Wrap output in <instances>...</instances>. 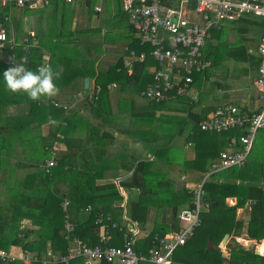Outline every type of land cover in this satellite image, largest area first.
Here are the masks:
<instances>
[{
	"label": "crops",
	"instance_id": "1",
	"mask_svg": "<svg viewBox=\"0 0 264 264\" xmlns=\"http://www.w3.org/2000/svg\"><path fill=\"white\" fill-rule=\"evenodd\" d=\"M97 5L101 7L100 11H95L94 7ZM1 10H3V12H1ZM102 12L105 15H103V18L101 19L99 14ZM0 13V23L5 26L7 31V41L2 47H0V125H4L2 118H6L4 120V122H6V126L15 127V130L14 128H7L6 130L8 132L5 134L7 135V145L5 144L6 150L4 149L6 161L5 163L2 162V169H0L1 216L3 213L6 215L12 214L13 209L17 208L21 203H25L24 201L27 200V196L34 197L35 194L32 193L29 188H26L27 185L24 186L22 183H16L9 177L10 174L14 173L11 172V166L15 162H24L23 175L27 173L26 167H28L27 165L30 163L29 161H31L29 157L33 152V146L26 144L24 146L22 144L26 142L29 143L32 140L31 134H29L30 119L26 114L30 107L28 102L30 98L27 96L28 100L23 99V97L26 96V93L22 91L13 93L8 90L3 78V72L9 67L18 65H23L26 69L32 70L34 72L37 71V69L42 65H51L53 71L55 73H59L58 77H55L53 82L58 89V92L55 95L60 98V101L63 104L60 105L58 100L52 96H42L40 99L45 100L46 104L54 101L57 103V106L65 108H77L76 110L82 112L86 107V103H84L85 99L86 101L89 99L93 101V99L95 100L94 93L97 94L99 92L100 86L96 84L97 77L104 76L103 69L112 67L113 64H115L118 60H121L123 63V60L128 58V48L132 47L131 45L133 41L127 44L129 47L125 49L126 51L124 49L120 51L114 47L115 50L112 49L109 51V53L106 52L112 57V60H109V64H103L101 62V57L95 54V51H101L103 46L105 49L108 46H111L106 42V35L103 37V33L109 28V25H113L112 30H117L118 33H112L110 37L111 40L119 41L128 38L125 35L123 27L121 26L122 23L120 21V18L125 16L128 20V16L122 12L120 0H86L84 3L80 4H67L61 1H53L46 4H36L31 7H18L12 3L2 5L0 3ZM127 24L128 28L126 30L129 29L132 31L129 20ZM98 26L101 28H98ZM95 29H100L101 33L103 31L104 32L102 35H100L94 31ZM263 36L264 17H258L252 14H245L236 20H225L218 26L213 27L208 31V36L205 39L203 46V57L208 62V64L202 71L198 72L199 74L196 73L195 82L193 86L191 85V92L189 95L190 97L197 100L196 103L191 105V107L185 105L183 102H179L178 104L173 103L170 105V109L167 108L168 110L164 111H177L179 112V116L184 118L185 122L180 124V126H178V128L174 131L175 133H178L179 136L183 135L184 138L166 139L164 138L163 134L159 132L150 134V137H155V140L159 142L156 143L157 146H155L157 148L154 150V152L147 150L141 144H139L136 139L138 136L136 135L126 136L122 134L117 136L119 134L118 132L115 131L113 133L115 141L118 140V142L112 141L110 144L109 148L112 145L117 147L116 152H111L110 149L112 154L119 153V142H123L125 147L135 148L134 153L135 156L139 158L138 160L143 157L145 159L143 162L144 170L140 172L141 174L148 175V177H146L148 180L153 179L154 185H166L167 188H171V185H173V187H176L179 190L186 188L188 189L187 192L191 194V197L189 200L185 198L182 199L181 204H174L171 202L169 203V198L167 197L160 199L158 204L155 202H149L150 205L147 208L145 221L140 222L139 220L131 218L129 214V205L131 202L138 201L140 198L141 189L142 191L146 190V188L141 185V182L143 183L142 176L139 178L141 188L123 190L121 187H119V181L125 177L122 175L124 174L122 172V176H118L119 179H117L118 177L113 179L121 195V200L118 202L122 208L120 212L121 225L119 226L117 222L113 220V215L110 213H98L102 214L104 219L101 223H98L96 222V217L98 214L95 216V223L101 225V229L99 232H97L96 237H100L102 234H104V231L106 230L105 226L108 225L107 229L110 234V239L108 240L107 244L118 246V244H122L121 239H124L123 235H120L121 237H116V235H114V231L111 230L122 228L124 233L127 224L131 223L137 229V239H135L136 247L138 250L144 251L143 249L146 246H143V237H146L151 232H154V236L157 235L158 237H163L170 231L177 230L182 226L183 222L179 219L178 213L184 208H191L188 206V204L189 202H193V190L206 176V172L201 171L203 156H198V149L196 147H198L199 144H208L212 142V140L204 137V135H213L216 133H206V131L199 130L202 131L201 133L197 132L196 129L191 128L193 122L192 118H194L191 115V112L195 115H204L203 118H205L213 113L217 106L229 103L237 105L240 109L250 113L257 112L262 108L264 104L263 92L261 91L257 82V69L259 63L258 65L253 66L252 57L253 59L258 58L260 60L258 46ZM32 49H35L38 53L32 54ZM77 50L81 53L80 56L74 54L77 52ZM62 52L67 53L64 54L66 57L64 64L59 56L52 55L53 53L61 54ZM224 62L226 63V66L225 64L221 65V63ZM100 64L104 65L101 70ZM151 65H154L153 62L145 65L144 74H147V66L151 67ZM224 66L226 67L225 71L223 68ZM122 67L123 70H125L128 74L133 71V68L129 71L124 65ZM120 69L121 68L118 67L116 68V71L118 72ZM237 72H239V74H236ZM147 75L150 77V74ZM146 76L145 78L148 79L149 77ZM85 78L88 79L87 87L84 86ZM111 84H115L116 87H121V85L115 81L106 84L108 94H111V92H115L116 94V87L108 88V86ZM124 86L125 85H123V87ZM126 91L131 93L130 88L126 89ZM141 91L142 90L139 91L138 96L131 95L134 97L135 105L133 104V106L137 108L138 111L147 113L145 110L152 106H149V101L141 95ZM171 96L174 97V94L171 93ZM38 102L40 101L38 100ZM89 109L90 107L88 106V112ZM158 112L159 111L156 113ZM16 115H21L22 117H16ZM155 115H151V117L150 115L145 116V114H143L140 115L139 118H150L149 126L156 127L157 125H155V123H153L151 120ZM90 119L98 124V121L93 120L92 118ZM202 119H200L199 122ZM140 122L144 123V120ZM183 124L188 126L189 130L185 128L184 132ZM102 125L103 128L105 127L104 129L110 128V125L106 124L105 122H103ZM43 126L47 127L46 133L45 129H43ZM154 129H150V131L152 132ZM48 130L49 122L42 125L41 134H48ZM106 130L109 131V129ZM17 131L20 133L22 132V134H18ZM14 132L15 134H13ZM86 132H90L89 126L84 123L78 124V122L73 121L68 130L69 139H72L71 142L76 144L77 142L75 139H81L82 136L85 138ZM19 136L22 137L20 138ZM152 137L150 139H152ZM231 143H236L234 137H231L230 141H228V144L226 145V148L220 150V152L225 150H236V146L233 144L231 145ZM10 145H13L14 147H11ZM18 145L24 146V149H20L19 151L17 148ZM8 147L10 150H8ZM38 150H36V155L39 153ZM174 154L178 155V158H181V160L184 161L182 166L180 163L177 164L176 160L178 159L175 158ZM128 156L132 155L130 154ZM51 158H53L56 162L55 157ZM197 158L201 159L196 160ZM192 159H195L196 161L191 165L190 160ZM209 161L210 159L207 160L208 163ZM6 163H9L7 168L4 167ZM137 163L138 161L132 165V169L128 172L129 175L134 172V168L136 167ZM193 165H195V167ZM191 168L196 170H191ZM225 172L227 173V171ZM225 172L223 171L221 175H225ZM112 174L115 175L116 173H104L105 177L100 179L98 182H110V175ZM6 175H8V178ZM176 175L179 176L177 177ZM221 175H212L213 177L211 176V181H220V179H222L220 177ZM232 180L234 179H229L228 181ZM223 181H226V179H223ZM158 185L154 188V191L158 189H164ZM39 196L41 195L39 194ZM16 197H18V200L15 201ZM24 197L26 198L25 200ZM42 197L52 202L50 204L52 206L51 210L49 213H47L48 215L45 218L48 224L51 223V225L42 226L41 228L39 224L32 223L31 218L28 216H23L19 218L18 226L19 231H22L26 228L30 236L33 238H35V235H42V238H45L42 254L41 256H38L37 254L34 255L35 253L27 249H23L20 244L10 245V247H7L6 249L3 248L11 255L17 256L15 260L23 261L24 263L39 262L40 264H43L42 261L48 259L49 256L58 258L66 255L75 245L73 239H79L78 236L74 235L76 223L78 222L74 218V210L69 208L70 199L62 196L60 197V203L57 205L56 198L58 196L56 195V192L53 190L52 186L46 188L45 194ZM64 200H68V205L65 211L62 208V203ZM230 200L232 203L228 204L227 202ZM16 203H18V205L14 206L13 204ZM226 203L228 206H233L236 203V198H228ZM8 204L10 205L6 207ZM60 204L63 216L61 212L59 215L54 212L55 209L60 207ZM211 204L213 205V203ZM209 207V203L206 205L204 202L200 209V219L206 216V213L209 211ZM91 210L92 206L87 204L85 208L79 210L75 216L78 217V219L82 222H85L90 217ZM247 214L250 213L245 207H239L235 210V219L242 220L240 233H235L233 231L226 233H215V241L212 237H208V235L200 236L199 239H201V242L199 243L197 241L192 242V238L188 242L189 247L187 250L182 249V245L175 250L173 259L174 263L199 264L197 261H193L191 259L192 255H190L191 252H196L198 248H204L207 250L206 253H208V255L203 257L205 260L210 259L209 255H213V257L215 256V254H213L215 249H218L222 254L227 253L226 255L228 256L229 248L232 246L244 247V249L251 250L253 252L251 247L254 245V239L248 238L247 228L249 221L244 219L246 218ZM107 217H109V219H107ZM38 218V216L35 217V219ZM65 221H70L73 225V230L68 233H66L65 230ZM113 223L115 224L114 227L112 226ZM93 232H95V230L92 232L87 231L86 233V240L89 242H86V240H79L91 244L94 241ZM160 233L162 234L160 235ZM225 234H227L226 240L221 243ZM98 237L97 240L99 241ZM114 239L115 241L113 242L112 240ZM260 241L262 243L259 244ZM257 244L258 250L260 252L259 255L264 256V238L257 240ZM65 249H68V252L63 254L62 252ZM25 251H27L31 257H36L37 259L35 261H28L24 258H20L21 254ZM81 259L82 262L78 261L77 263L75 262L73 264H90L92 261H94L95 264H101L103 261L85 258ZM217 259L214 260V263L216 264L220 263V260Z\"/></svg>",
	"mask_w": 264,
	"mask_h": 264
},
{
	"label": "trees",
	"instance_id": "2",
	"mask_svg": "<svg viewBox=\"0 0 264 264\" xmlns=\"http://www.w3.org/2000/svg\"><path fill=\"white\" fill-rule=\"evenodd\" d=\"M1 12H3V10H1ZM131 46V48L135 49L136 51H147L149 49L148 46L140 45L138 41L133 42ZM32 51V54L38 53L35 49H32ZM64 54L67 53H53L52 55L59 56L64 64V60L66 61ZM252 61L253 66H256L260 60L258 58L253 59L252 57ZM152 62L153 61L149 57L147 60L145 59V61L134 62L133 71H131L130 74L123 70V63L121 60H118L115 64H113L112 67L103 69L104 76L97 77L96 81V84L100 86L99 92L97 94L94 93L95 100L93 99L92 101L89 99L86 101L85 99L84 103H86V107L82 112L76 110L77 108H65L51 103L46 104V101L42 99H38L40 102L36 103L38 100H35L36 102H34L32 99L28 100L27 94L25 97H23V99L28 100V102L31 101L29 102L30 107L26 114L30 119L29 128L31 129L30 134L32 140L27 143L29 146H33V152L29 157L31 161H29L30 163L27 165L28 167H26L27 173L23 175L24 162H15L11 166V172L14 173L10 174L9 177L16 183H22L24 186L27 185L28 187L26 186V188H29V190L35 194L34 197L27 196V200H25L26 198L24 197L25 203H21L17 208L13 209L12 214L6 215L3 213V215L0 216V247L6 249L7 247L9 248L10 245L20 244L23 249H27L35 253L34 255L37 254L38 256H41L45 238H42V235H35V238L37 239L33 238L30 236L26 228L22 231H19V218L28 216L31 218L32 223L39 224L41 228L42 226L51 225V223L48 224L45 218L48 215L47 213H49L51 210L52 206L50 204L52 202L42 197L45 194L46 188L50 186H52L53 190L58 196L56 198L57 205L60 203V197L65 196L69 198V208L74 210L75 215H77L79 210L85 208L87 204L92 206L90 217L87 221L82 222L74 215V218L78 222L76 223L74 235L78 236L79 239L85 241L87 231L92 232L95 230V232H93L94 241L92 243L90 242L92 245L100 244L97 240L98 236L96 237V234L100 231L101 225L95 223V216L98 213H110L113 215V220L116 221L119 226L121 225L120 212L122 208L118 203L121 200L120 191L112 179L108 183L98 182L100 179L105 177L104 173L114 172L119 176H125L119 181V187H121L123 190L141 188L139 178L142 176L143 183L141 182V185L144 186L146 190L142 191L141 189L140 198L138 201L131 202L129 205V214L131 218L139 220L140 222L145 221L147 208L150 205L149 202H155L158 204L159 200L164 196V198H169V203L171 202L174 204H181V200L184 198L187 200L190 199L191 194L187 192L188 189L183 188L182 190H179L175 187L176 191H174L173 185H171V188H167L166 185H153V179L148 180V178H146L148 175L141 174L140 172L144 170L143 162L145 159L143 157L138 160L139 158L136 157L134 153L135 148L125 147L123 142H119V153L112 154L110 152L109 146L112 141H115V137L113 133L104 129L102 125L103 122L107 124L109 120H112V124H115L117 119L123 117L124 114L121 113V109L124 107L125 102L127 103V106L125 105V107H127V111L125 113L129 114V116L132 118H139L140 115L143 114H145V116H153L157 111H165L168 110L167 108L170 109V105L173 103L178 104L179 102H183L189 107L196 103L197 100L190 97L189 95H175V93H172L174 94V97L170 95V98L167 101L160 103L149 101V106H152L153 108L150 107L145 110L147 113L138 111V109L133 106L134 95L131 93L133 96H126L128 93L126 89L130 88L131 91H135L137 88L134 85H137L142 80H144V85L140 88V90H144L145 86L152 81L151 76L149 77L147 74H144L145 65ZM118 67L121 69L117 72L116 68ZM195 75L196 74L193 75V82L191 83L192 86L195 82ZM145 76L149 78L146 79ZM112 81H115L121 85V87H116V94L119 95L116 98L120 101L116 103L115 108L111 105V97L108 94L106 86L107 83ZM123 85L125 86L123 87ZM137 91L139 92V90ZM88 106L90 107L89 112L87 111ZM38 110L39 113H37ZM87 112L89 113V116ZM191 115L194 117L192 118L193 122L191 121V128L202 133V131H199L200 129L198 127V122L204 117V115H195L192 112ZM16 117L21 118L22 116L16 115ZM90 118L98 121V124H96V122L92 121ZM50 120H55L57 123L52 124L50 123ZM73 121L78 122V124L84 123L90 128V132L85 133V138L82 136L81 139H75L77 142L76 144L71 142L72 139L70 140L68 135L69 127ZM47 122H49L48 134L42 135V125L44 123L46 124ZM7 127L0 125V169H2V162L5 163L6 161L5 144L7 135L5 134L8 132L6 130ZM149 127L150 126H147L145 129L141 128V130H139L141 133L134 135L138 136L136 139L139 144H141L147 150L154 151L157 148V144L153 142V139H150L151 137L149 135L158 132H151ZM154 128L155 127L152 126V129ZM116 129L120 135L123 134L130 136L132 133V129L128 125H124V127L116 125ZM261 130L264 131V129ZM17 132L18 134L20 133L19 131ZM246 132L247 127H237L228 131L216 132L213 135H207L206 138L212 140V142H210L211 144L203 143L196 147L203 156L202 162L206 163L207 160L210 159V164H212V162L215 161V158H218L220 150L226 148V145L228 144V141H230L231 137L235 138V149L240 150L242 145L239 141V137L246 134ZM58 133L62 134L63 138L59 139L57 136ZM206 133L211 132L206 131ZM13 134H15V132ZM145 135L149 137L145 139ZM261 138L262 142L256 145L255 148L253 146V142L252 148L243 165L214 172L212 175H221L223 171H227V173H224L225 175L220 176L222 178L220 181L213 182L211 179H209L203 182L202 189L204 194L202 199L205 203H209L210 207L208 208L209 211L206 213V216L200 219V223L197 227H195L193 235L190 239L194 237H196V239L200 238L201 234L203 233L202 236L208 235V237H212L215 241V233H226L231 231L240 233L242 220H236L234 217L235 210L239 207H245L251 215V219L248 222L247 228L248 238L256 240H261L264 238V132L261 134ZM55 141H59L58 147L61 146L59 153L53 149ZM115 142H118V140ZM22 144L25 146V143ZM36 150L39 151L37 155ZM130 154L132 156H128ZM51 157H55L56 164L52 167H47L46 161ZM198 159L201 158H197L196 160ZM196 160L192 159L190 162L195 163ZM136 161H138V163L134 168V172L129 175L128 172L132 169V165ZM122 172L124 174H122ZM6 177L8 178V175H6ZM228 177L234 180L223 181V178L225 180ZM157 185L163 187L164 189H158L154 191V188ZM161 191H167L169 195H165V193H161ZM39 194L41 196H39ZM233 197L236 198L235 205L228 206L226 200ZM16 200H18V197L15 198V201ZM211 203L216 204L212 205ZM9 205L10 204H8L6 207ZM13 205L17 206L18 203ZM188 206L192 207L193 205L189 202ZM54 212L57 215H59L61 212L63 216L61 204L60 207L54 210ZM37 216L39 218L35 219ZM207 217L210 219L212 218V223L210 226L206 227V223L210 221ZM111 231H114V235H116V237H121L123 235V231H119L118 228L112 229ZM161 234L162 233H160V235ZM153 236L154 232H151L146 237H143L144 239L142 243L143 246H146L143 249L144 251L155 244L153 241ZM189 240L181 246L182 249H188ZM112 241L114 242L115 239ZM86 242L89 241L86 240ZM123 242L124 240L121 239V243ZM121 245L122 244H118V246ZM67 252L68 249H65L62 253L66 254ZM206 252V249L198 248L196 252L190 253V255H192L191 259L193 261H197L199 264H202L203 261H206L203 257L208 255ZM213 254H215V256L213 257L212 255L211 258L213 260L218 258L221 264H259V262L264 261V256L255 254L251 250H247L244 249V247L238 246L230 247L228 256L226 255L227 253L222 254L218 249H215ZM81 260V258H74L69 260L68 264H73L75 262L77 263ZM207 260L214 262L211 259ZM13 264L40 263H24L23 261L15 260L13 261ZM58 264L65 263L61 262ZM101 264L108 263L102 261Z\"/></svg>",
	"mask_w": 264,
	"mask_h": 264
},
{
	"label": "built area",
	"instance_id": "3",
	"mask_svg": "<svg viewBox=\"0 0 264 264\" xmlns=\"http://www.w3.org/2000/svg\"><path fill=\"white\" fill-rule=\"evenodd\" d=\"M61 1L67 4H80L86 0H0L2 5L12 3L18 7H30L36 4H46ZM121 10L128 16L130 27L135 38L142 46L149 49L137 52L128 48V58L123 65L130 71L136 61L151 58L154 65L147 66L146 73L152 81L141 91L148 101L160 103L169 100L171 93L190 95L193 75L202 71L208 64L203 57V46L208 31L225 20H236L245 14L264 17L263 0H120ZM100 11V6L94 7ZM7 41V31L0 23V47ZM260 62L258 66V85L264 98V36L258 46ZM116 87L111 84L108 88ZM202 131L222 132L237 127H247V132L239 137L240 150H225L212 162L214 172L241 166L245 163L252 148L255 137L260 129H264V104L262 108L249 113L234 104L217 106L213 113L203 118L198 125ZM63 138L62 134H57ZM59 141H55L53 149L59 150ZM235 145L231 143V145ZM230 145V146H231ZM56 164L53 158L46 161L47 167ZM206 175L193 190L191 208H184L178 213L183 222L177 230H172L163 237L154 236V245L146 251L136 249L137 229L128 223L123 233L121 246L108 245L110 239L108 225L104 234L99 237L100 244H89L79 239H73L74 247L61 257L49 256L43 264L68 263L74 258L103 260L108 264H175V250L184 245L193 235L195 227L200 223V209L204 204L202 196L203 182ZM208 203H206L207 205ZM68 200H64L62 208L65 211ZM104 217L98 214L96 222L101 223ZM109 219V217H107ZM114 227L115 224L113 223ZM119 229V228H118ZM66 233L73 230L70 221H65ZM122 228L119 229L121 231ZM17 258L0 247V264H12ZM20 258L35 261L36 257L25 251Z\"/></svg>",
	"mask_w": 264,
	"mask_h": 264
},
{
	"label": "rangeland",
	"instance_id": "4",
	"mask_svg": "<svg viewBox=\"0 0 264 264\" xmlns=\"http://www.w3.org/2000/svg\"><path fill=\"white\" fill-rule=\"evenodd\" d=\"M31 7V6H30ZM103 15H105V14H103V12L102 13H100L99 14V17H101V19L103 18ZM120 21H121V23H122V27H123V30H124V32H125V35L128 37V38H126V39H123V40H119V41H114V40H111L110 39V37H111V34L113 33V34H118L117 33V30H112V27H113V25H109V28L107 29V30H105V29H103V30H105V32L103 33V37L106 35V42L107 43H109L111 46H108L106 49L104 48V46H103V49L101 50V51H95V54H97V55H99L100 57H101V59H102V63L103 64H109V60H112V57L111 56H109V51H111L112 49L113 50H115V48H117L118 50H120V51H122L123 49L125 50L126 48H128L129 46L127 45L129 42H131V41H133V42H136L137 41V39L135 38V34L132 32V31H130L129 29V32H128V30H126L127 28H128V24H127V22H128V20H127V17L125 16V17H123V18H120ZM88 26V25H87ZM100 26H98V28H99ZM101 28V27H100ZM94 31H96L97 33H99L100 35H102V33H101V31H100V29H95ZM127 32V33H126ZM131 33V34H130ZM133 44V43H132ZM115 47V48H114ZM105 51V52H104ZM126 51V50H125ZM106 52H108V53H106ZM220 52V51H219ZM75 55H77V56H80V52H78V50H77V52H75L74 53ZM110 54H112V53H110ZM114 56H116V55H114ZM116 60V59H115ZM225 64V66H226V63L224 62V63H221V65H224ZM101 65V68H100V70L104 67V65H102V64H100ZM231 66H233L232 64H230ZM223 67L224 68V71L226 70V67ZM236 74H239V72H237ZM225 75V74H224ZM143 85H144V80H142L139 84H137V85H134L136 88H137V90H139L140 91V88L141 87H143ZM113 89V88H112ZM137 90H132L131 91V93L133 94V95H135V96H138L139 95V92L137 91ZM131 93H127V96H129V95H131ZM109 96L111 97V105L115 108V106H116V103H118V101H120V100H118L117 98H114V97H117V96H119L118 94H115V92L114 93H112L111 92V94H109ZM114 96V97H113ZM122 96V95H121ZM52 97H54L55 99H57L58 100V102H59V104L60 105H62L63 103L60 101V98L59 97H57L56 95H54V96H52ZM16 102H18V101H16ZM29 102H31V101H29ZM34 102H36L35 100H34ZM36 103H38V101L36 102ZM51 104H54V105H57V103H55L54 101H51ZM125 105L127 106V103L125 102L124 103V107L121 109L122 110V112L121 113H123L124 114V116L123 117H121L120 119H117L116 120V123L115 124H112V120H109L108 122H107V124L108 125H110V128H106V129H109V131L111 132V133H114L115 131L117 132L118 130L116 129V125H119L120 127H124V125H128L129 127H131V129H132V133H131V135H134V134H140L141 133V131H139V130H141V128L143 129H145V128H147V126H149V120H150V118H148V117H146V118H132V117H130L129 116V114H126L125 112L127 111V107H125ZM37 109V108H36ZM37 113H39V110L37 111ZM6 118H2V120H3V124H4V126H6V122H4V120H5ZM144 120V123H141L140 121H143ZM154 123H155V125H157L156 127H155V129H154V131H156V132H160V133H162L163 134V136H164V138H184L183 137V135H178V133H176V134H174L175 132V130L178 128V126H180V124H182L183 122H185V120H184V118H182V117H180L179 116V112H177V111H170L169 110V112H164V111H159L158 113H156V116L154 117V118H152L151 119ZM0 123H1V121H0ZM7 127V126H6ZM7 128H14V130H15V127H11V126H8ZM105 128V127H104ZM150 129H152V127H149ZM183 128H184V132H185V128L186 129H188L189 130V127L188 126H186L185 124H183ZM43 129H45V133L47 132V127L46 126H43ZM30 132H31V129L29 130ZM183 132V133H184ZM264 131H262L261 129L259 130V132H258V134L256 135V137H255V141H254V148L256 147V145H258V144H260V142H262V138H261V134L263 133ZM20 135L22 134V132L21 133H19ZM30 134V133H29ZM17 135V134H16ZM120 134H118L117 136H119ZM20 138L22 137V136H19ZM149 136H144V138L145 139H147ZM152 137V136H151ZM204 137H207V135H204ZM18 139V138H17ZM152 139H153V142L154 143H159L157 140H155V137H152ZM130 143H132V142H130ZM26 145H28V143L26 142L25 143ZM133 144V143H132ZM135 145V144H134ZM9 146V145H8ZM11 147H14L13 145H10ZM18 150L20 151V149H24V146H20V145H18ZM8 150H10L9 149V147H8ZM189 150V149H188ZM11 152H13V151H11ZM57 152L59 153V150H57ZM197 153H198V156L200 157V156H202V154L200 153V151L199 150H197ZM15 154V153H14ZM174 156H175V158L176 159H178V160H176V162H177V164L178 163H180L181 164V166L184 164V161L183 160H181V158H178V155H175L174 154ZM175 162V163H176ZM209 163H210V161H209ZM208 162H204V163H202L201 164V166H202V168H201V171H203V172H206V175H208V179L210 178L211 179V176H212V168H211V165L209 164ZM192 164H194V163H192L191 162V165ZM8 165H9V163H6L5 164V168H7L8 167ZM194 167H195V165H193ZM189 170H190V167H189ZM191 170H196V169H192L191 168ZM119 175H117V173L115 174V175H110V179H115V177L117 178ZM177 177L179 176V175H176ZM119 178V177H118ZM117 178V179H118ZM224 179V178H223ZM230 178L228 177L226 180L228 181ZM115 182V181H114ZM154 185V184H153ZM174 191H176V188L174 187ZM161 193H165V195H169L168 194V192L167 191H161ZM164 196V195H163ZM165 197V196H164ZM228 204H231L232 202H231V200L230 201H228L227 202ZM208 218V217H207ZM210 221H208L207 223H206V227L207 226H210L211 225V223H212V219H210V218H208ZM203 235V233L201 234V236ZM199 238H197L196 239V237H194L191 241L192 242H201V239H199ZM260 243H262L261 241L259 242V244ZM252 248V247H251ZM209 258L211 259V260H213L212 258H211V256L209 255ZM214 261V260H213ZM90 264H95V262L94 261H92ZM202 264H216V263H214V262H211V261H209V260H206V261H203L202 262ZM218 264H221V263H218ZM259 264H264V261L263 262H259Z\"/></svg>",
	"mask_w": 264,
	"mask_h": 264
},
{
	"label": "clouds",
	"instance_id": "5",
	"mask_svg": "<svg viewBox=\"0 0 264 264\" xmlns=\"http://www.w3.org/2000/svg\"><path fill=\"white\" fill-rule=\"evenodd\" d=\"M58 75L49 64L40 66L35 72L23 65L9 67L3 72L8 90L13 93L22 91L32 100H38L42 96H54L58 89L53 81ZM50 123L56 124L57 121L50 120Z\"/></svg>",
	"mask_w": 264,
	"mask_h": 264
},
{
	"label": "water",
	"instance_id": "6",
	"mask_svg": "<svg viewBox=\"0 0 264 264\" xmlns=\"http://www.w3.org/2000/svg\"><path fill=\"white\" fill-rule=\"evenodd\" d=\"M84 86H85V87L88 86V79H87V78L84 79ZM110 149H111V152H116L117 147L112 145V146L110 147ZM118 179H119V178H118ZM213 204H216V203H213ZM174 214H175V212H174ZM244 219H246V221H250V219H251V215H250V214H247L246 218H244ZM226 237H227V234L224 235V237H223L221 243H223V242L226 240ZM253 242H254V245H253V247H252V250H253V252H254L255 254H259L260 252H259L258 247H257V245H258V244H257V240L254 239Z\"/></svg>",
	"mask_w": 264,
	"mask_h": 264
}]
</instances>
